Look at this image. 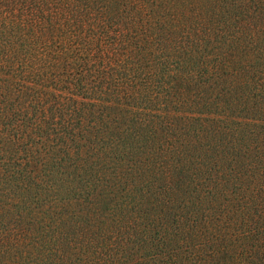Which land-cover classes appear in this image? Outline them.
<instances>
[{
  "label": "trees",
  "instance_id": "16d2710c",
  "mask_svg": "<svg viewBox=\"0 0 264 264\" xmlns=\"http://www.w3.org/2000/svg\"><path fill=\"white\" fill-rule=\"evenodd\" d=\"M0 264H264V0H0Z\"/></svg>",
  "mask_w": 264,
  "mask_h": 264
}]
</instances>
